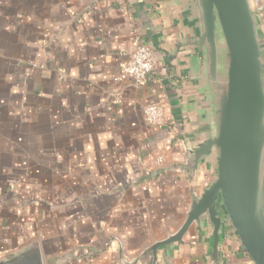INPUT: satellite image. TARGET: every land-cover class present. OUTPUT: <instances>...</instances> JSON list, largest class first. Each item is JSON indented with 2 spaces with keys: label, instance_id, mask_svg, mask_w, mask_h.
<instances>
[{
  "label": "crops",
  "instance_id": "obj_1",
  "mask_svg": "<svg viewBox=\"0 0 264 264\" xmlns=\"http://www.w3.org/2000/svg\"><path fill=\"white\" fill-rule=\"evenodd\" d=\"M189 17L183 0H0V261L37 248L44 264H128L182 225L212 180L208 158L179 167L206 134L199 55L179 46ZM139 42L154 71L116 82ZM150 104L164 124L146 121ZM209 248L192 224L157 261L214 264ZM220 250L253 264L235 236Z\"/></svg>",
  "mask_w": 264,
  "mask_h": 264
},
{
  "label": "water",
  "instance_id": "obj_2",
  "mask_svg": "<svg viewBox=\"0 0 264 264\" xmlns=\"http://www.w3.org/2000/svg\"><path fill=\"white\" fill-rule=\"evenodd\" d=\"M192 35L179 43L199 55L206 134L185 147L181 169L192 175L205 159L212 180L192 191L182 225L128 264H158L188 228H210L209 257L221 263L224 236H235L253 264H264V39L252 0H183ZM227 227V228H225ZM226 229V230H225ZM0 264H44L33 248Z\"/></svg>",
  "mask_w": 264,
  "mask_h": 264
},
{
  "label": "built area",
  "instance_id": "obj_3",
  "mask_svg": "<svg viewBox=\"0 0 264 264\" xmlns=\"http://www.w3.org/2000/svg\"><path fill=\"white\" fill-rule=\"evenodd\" d=\"M252 3L254 7L253 0ZM122 55L125 59L120 65L119 73L114 78L116 82L125 78H132L137 83H141L147 75L154 71V57L151 49L146 44L142 42L136 43L131 50H122ZM143 111L149 124H164V111L161 106L150 104ZM171 129L175 130V126H171ZM156 161L161 164L162 158L158 156Z\"/></svg>",
  "mask_w": 264,
  "mask_h": 264
}]
</instances>
